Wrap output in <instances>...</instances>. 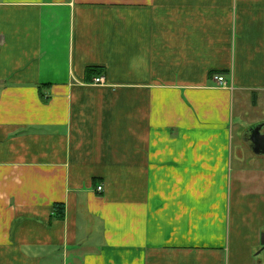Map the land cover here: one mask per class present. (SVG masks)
Returning <instances> with one entry per match:
<instances>
[{
    "label": "crops",
    "instance_id": "0c3cea01",
    "mask_svg": "<svg viewBox=\"0 0 264 264\" xmlns=\"http://www.w3.org/2000/svg\"><path fill=\"white\" fill-rule=\"evenodd\" d=\"M255 126L264 0H0V264H264Z\"/></svg>",
    "mask_w": 264,
    "mask_h": 264
},
{
    "label": "water",
    "instance_id": "95a60500",
    "mask_svg": "<svg viewBox=\"0 0 264 264\" xmlns=\"http://www.w3.org/2000/svg\"><path fill=\"white\" fill-rule=\"evenodd\" d=\"M253 150L257 154H264V133L261 132V126H255L252 128V138ZM262 243L264 246V235L262 238Z\"/></svg>",
    "mask_w": 264,
    "mask_h": 264
},
{
    "label": "built area",
    "instance_id": "2783aa9c",
    "mask_svg": "<svg viewBox=\"0 0 264 264\" xmlns=\"http://www.w3.org/2000/svg\"><path fill=\"white\" fill-rule=\"evenodd\" d=\"M214 79L218 82V84L220 85H225L227 84V80L225 78V75L223 74H215L214 75ZM94 83L96 84H102V83H105V78L104 76H98V77H95L94 78ZM99 190H102V187L100 186L98 188Z\"/></svg>",
    "mask_w": 264,
    "mask_h": 264
},
{
    "label": "trees",
    "instance_id": "16d2710c",
    "mask_svg": "<svg viewBox=\"0 0 264 264\" xmlns=\"http://www.w3.org/2000/svg\"><path fill=\"white\" fill-rule=\"evenodd\" d=\"M87 72L89 74H91L93 72H96V70L93 68H89ZM212 75H214V74H212ZM54 212H55L56 217L63 219L65 216V205L63 203H55L54 204Z\"/></svg>",
    "mask_w": 264,
    "mask_h": 264
}]
</instances>
